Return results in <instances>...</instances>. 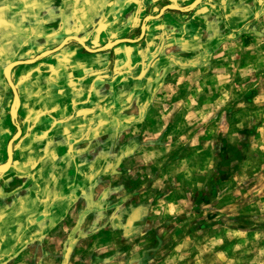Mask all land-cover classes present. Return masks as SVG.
<instances>
[{
  "label": "crops",
  "instance_id": "0c3cea01",
  "mask_svg": "<svg viewBox=\"0 0 264 264\" xmlns=\"http://www.w3.org/2000/svg\"><path fill=\"white\" fill-rule=\"evenodd\" d=\"M37 2L18 4L12 33H6L3 45L53 43L51 10ZM130 2L124 0V20L131 17ZM161 2L164 7L170 0ZM113 3L82 7L77 32L86 45L110 40L92 36L88 42L87 35L116 27ZM168 11L163 20L144 24L142 37L140 25L138 35L123 38L143 39L137 52L131 44L97 52L64 44L59 91L52 85L51 60L45 62L43 75L19 68V75L28 78L23 83L26 97L13 82L21 99L15 119L21 132L11 145L9 168L0 172L8 176L0 180V264H167L160 257L167 247L164 239L184 227L178 237L191 240V264H211V233L221 227L227 210L218 194L226 184L213 176L211 163L201 160L192 166L191 159L212 156L215 145L227 149L233 139L226 113L214 142L211 101L191 100V91L212 61L196 52L197 45H205L198 35L215 31L207 21H217L221 10L202 4L194 15ZM203 19L206 25L201 27ZM60 28L67 30V18ZM185 51L187 58L180 55ZM227 67L226 61L219 65L220 70ZM205 86H196V93ZM184 93L187 100L181 99ZM196 119L203 127H195ZM232 137L239 142L244 138L239 133ZM245 215L252 220L258 216Z\"/></svg>",
  "mask_w": 264,
  "mask_h": 264
},
{
  "label": "rangeland",
  "instance_id": "374dc122",
  "mask_svg": "<svg viewBox=\"0 0 264 264\" xmlns=\"http://www.w3.org/2000/svg\"><path fill=\"white\" fill-rule=\"evenodd\" d=\"M109 1L113 2V0H38L37 3L40 7L46 5V9L51 10L53 43L17 46L10 43V40H8L10 42H4L5 45L1 41H6L4 38L8 37L6 33H12V16L17 14L15 11L18 10V4L26 5L28 0H0V27L3 25L0 28V163L6 160L9 141L17 135L16 125L11 120L12 105L15 99L3 71L5 65L14 60H28L42 51L54 49L65 36L79 37L77 29L83 15L81 10L85 6L94 8L107 6ZM192 1L170 0L169 4L185 7ZM154 2L160 3L153 7L152 3ZM163 4L161 0H131V17L124 20V0H114L111 7H114L115 10L113 14L117 18L116 27L95 29L89 36L87 35V41L91 42L92 36H104L110 39L108 42L134 37L138 35L141 24H151L163 20L164 17L160 12ZM202 4H211L213 9L221 10V14L218 16L216 11L217 21L214 19L213 22L207 21V23L209 22L208 26L215 31L211 34L205 31L198 35L197 39L201 38L206 47L197 45L200 49H197L196 52L203 57L212 58L210 69H206V75L211 77L200 76V80L198 78L193 82L198 87L203 84L206 86L205 91L202 90L200 93H196L195 86L191 91V100L196 102L211 101V132L214 142L220 136V131L223 130L226 113L229 137L233 139L230 143H226L227 149L224 147L225 145L217 147L215 145L212 156L210 154L206 155V158L198 156L191 159L192 166L201 164V160L208 161L207 164L211 163L213 176H217V179H225L223 184H226L218 194L224 197L227 210L220 218L221 227L211 233L213 235L211 264H264V235H262L264 233H261L264 231V0H202L196 7L185 12L191 11V14L194 15V12H197V8ZM3 6H5V10H8L3 11L7 12L4 13L6 16L4 22L1 20ZM126 9H129V6ZM171 9L175 8H168L167 11ZM167 11L165 10L164 13ZM173 14L175 13L171 12V15ZM36 15L43 17V13H36ZM150 15L157 18H148L147 16ZM193 15H191V20ZM209 16L214 17L215 14L212 13ZM65 18H67V30L60 28L61 20L63 22ZM118 18L121 21H118ZM188 20L189 18H186L183 21ZM200 25L201 27L206 25L204 19ZM219 27L222 29L220 33L217 31ZM9 36L11 37V35ZM101 40L100 44H87V47L97 49L103 45L104 39ZM142 42L143 39L138 42L125 41L114 46L131 44L137 52L142 50ZM17 47L19 52H13V49H17ZM65 47L83 48L75 40L66 42ZM63 48L54 50L35 63L19 64L11 69L10 78L19 86V91L23 96L26 97L23 83L28 77L19 75V68L29 67L43 75L45 73L44 64L45 62L50 63V60L53 69L52 85L57 91L60 90L62 74L60 60ZM84 51L86 50L83 49ZM188 54L186 51L180 53L184 58H187ZM222 61H226L228 67L220 70L219 65ZM171 68L174 66L171 65ZM46 73L49 74V70H46ZM180 78L177 76L174 80L178 81ZM181 97H183L181 99L187 100V93L181 94ZM59 98L56 97L54 100L58 103ZM225 105H227V109ZM197 115L204 116L203 113ZM201 126L203 127L197 120L195 127L199 129ZM235 133H239L244 138L239 142L237 138L232 137V134ZM17 139L18 137L13 140L12 146ZM224 157H227V166L224 165ZM219 170H223L221 176L218 174ZM7 178L8 176L0 175V180ZM13 183L16 184V182L11 184ZM240 212H245L244 216L235 215ZM252 212L257 213L256 219L246 218L245 214ZM241 218L244 220L240 221ZM186 228L175 231L168 238L165 237L164 243L167 247L160 256L164 263L191 264V259L187 257L188 251L191 249V240L178 237L187 230ZM234 229L241 232H236ZM102 240L106 241L107 236H104ZM179 241H184V243H180L179 246ZM209 241L210 239H207L205 243H209ZM125 246L126 240L121 249L116 252L117 256L121 255ZM153 261L147 263L154 264Z\"/></svg>",
  "mask_w": 264,
  "mask_h": 264
},
{
  "label": "water",
  "instance_id": "95a60500",
  "mask_svg": "<svg viewBox=\"0 0 264 264\" xmlns=\"http://www.w3.org/2000/svg\"><path fill=\"white\" fill-rule=\"evenodd\" d=\"M201 1L202 0H193L189 5H187L185 7H178V6L169 4L167 6L162 7L161 10H160V12L163 13L168 8H175V9H178L180 11H189V10L193 9L194 7H196ZM150 17L154 18V16H150ZM140 29H141V32H140L141 34L140 35L142 37L143 36V33H144V30H145L144 23L141 24ZM72 40H75V41L79 42L88 52H97V51H101V50H107V49L113 47L114 45H116V44H118L120 42H125V41H128V42H136L137 41V40H134V39H115V40H113L111 42L105 43L104 45H102L101 47H99L97 49H91V48L87 47V45L84 43V41L81 38H79L77 36H68V37H65L63 39V41L60 42V44L56 48L42 51L40 54H38L37 56H35L32 59H28V60H14V61H11V62H9V63H7L5 65L4 69L7 66H9V65H12L11 68H13V67H15V66H17L19 64H31L33 62H36L41 57L51 54L54 50H57V49L61 48L62 46H64V44L66 42H69V41H72ZM7 82H8V84H9V86H10L12 92H13L14 99L17 100V102H18L20 97H19V93L17 91V88H16L15 84L13 83V81L11 79H9V80L7 79ZM16 117H17V112H15L14 114L11 115V119L13 121H15ZM14 123H15L16 128H17V135H15L14 137H12L11 140L9 141V144L7 146V160H6V163H5V167L3 169H0V172H4V171H6L9 168V165H10V163L12 161V156H13L12 155L13 153H12L11 145H12L13 140L15 138H17L19 136L20 132H21L20 125L16 121Z\"/></svg>",
  "mask_w": 264,
  "mask_h": 264
},
{
  "label": "bare ground",
  "instance_id": "6f19581e",
  "mask_svg": "<svg viewBox=\"0 0 264 264\" xmlns=\"http://www.w3.org/2000/svg\"><path fill=\"white\" fill-rule=\"evenodd\" d=\"M12 67V65H9V66H7L5 69H4V73H5V77H6V80L8 79H11L10 78V71H11V68ZM14 103H13V105H12V114H14L18 109V107H19V104H20V98H19V101L17 102V100H15V101H13ZM5 167V164H3V165H0V169H3Z\"/></svg>",
  "mask_w": 264,
  "mask_h": 264
}]
</instances>
